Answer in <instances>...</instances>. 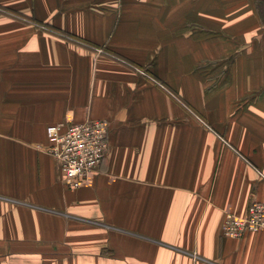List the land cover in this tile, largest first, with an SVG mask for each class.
I'll list each match as a JSON object with an SVG mask.
<instances>
[{
	"label": "crops",
	"instance_id": "1",
	"mask_svg": "<svg viewBox=\"0 0 264 264\" xmlns=\"http://www.w3.org/2000/svg\"><path fill=\"white\" fill-rule=\"evenodd\" d=\"M263 89L264 0H0V264H264L221 233L264 202ZM95 119L69 188L46 127Z\"/></svg>",
	"mask_w": 264,
	"mask_h": 264
},
{
	"label": "built area",
	"instance_id": "2",
	"mask_svg": "<svg viewBox=\"0 0 264 264\" xmlns=\"http://www.w3.org/2000/svg\"><path fill=\"white\" fill-rule=\"evenodd\" d=\"M108 131L105 119L59 122L46 127L48 144L44 150L56 160L67 186L80 187L99 167L108 149ZM260 229H264V202L254 201L244 216L225 214L221 233L241 237Z\"/></svg>",
	"mask_w": 264,
	"mask_h": 264
},
{
	"label": "rangeland",
	"instance_id": "3",
	"mask_svg": "<svg viewBox=\"0 0 264 264\" xmlns=\"http://www.w3.org/2000/svg\"><path fill=\"white\" fill-rule=\"evenodd\" d=\"M242 49H245V45L244 46H242ZM210 66H211V68L212 67H215V64H210ZM210 69V68H209ZM205 72H207V71H205ZM202 72H200L199 71V73H197L196 71H195V76H197V77H199L198 75H200ZM211 74H213L214 76H216V78H218V76H217V74H218V72L216 71V70H213V71H211L210 72ZM200 78V77H199ZM264 91V89L263 90H261V91H258V95H260V94H262V92ZM245 95H247V94H245ZM252 95L253 96H257L254 92L252 93ZM244 96V95H243ZM66 185V184H65ZM67 186V185H66ZM67 187H69V188H77V187H70V186H67Z\"/></svg>",
	"mask_w": 264,
	"mask_h": 264
},
{
	"label": "bare ground",
	"instance_id": "4",
	"mask_svg": "<svg viewBox=\"0 0 264 264\" xmlns=\"http://www.w3.org/2000/svg\"><path fill=\"white\" fill-rule=\"evenodd\" d=\"M94 47V46H93Z\"/></svg>",
	"mask_w": 264,
	"mask_h": 264
}]
</instances>
